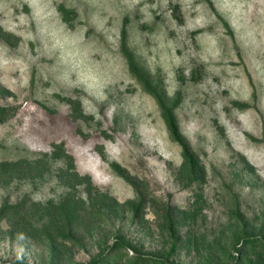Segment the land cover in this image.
Returning a JSON list of instances; mask_svg holds the SVG:
<instances>
[{
    "label": "rangeland",
    "instance_id": "374dc122",
    "mask_svg": "<svg viewBox=\"0 0 264 264\" xmlns=\"http://www.w3.org/2000/svg\"><path fill=\"white\" fill-rule=\"evenodd\" d=\"M264 264V0H0V264Z\"/></svg>",
    "mask_w": 264,
    "mask_h": 264
},
{
    "label": "trees",
    "instance_id": "16d2710c",
    "mask_svg": "<svg viewBox=\"0 0 264 264\" xmlns=\"http://www.w3.org/2000/svg\"><path fill=\"white\" fill-rule=\"evenodd\" d=\"M3 264H5V263H3Z\"/></svg>",
    "mask_w": 264,
    "mask_h": 264
}]
</instances>
